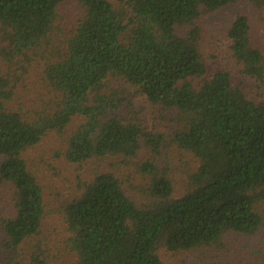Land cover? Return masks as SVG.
Returning <instances> with one entry per match:
<instances>
[{"label": "trees", "instance_id": "trees-1", "mask_svg": "<svg viewBox=\"0 0 264 264\" xmlns=\"http://www.w3.org/2000/svg\"><path fill=\"white\" fill-rule=\"evenodd\" d=\"M65 1L0 0V63L7 66H0V185L10 187L14 204L6 219L0 204L4 249L14 254L0 264H48L35 248L17 254L39 234L45 214L42 188L22 155L74 118L83 123L67 140L66 162L133 160L142 149L152 158L139 167L149 178L146 201L131 199L114 174L100 173L65 205L75 264H162L160 247L187 252L217 246L228 234H256L264 225V103L248 99L228 72L209 74L197 30L183 31L203 13L240 2L263 9L264 0H74L81 16L64 33ZM250 34L247 17L237 16L226 34L229 50L242 75L264 85V55ZM35 60L52 107L28 120L9 104ZM114 80L176 112L171 144L199 163L182 196L174 198L154 163L164 137L124 117L109 87Z\"/></svg>", "mask_w": 264, "mask_h": 264}, {"label": "rangeland", "instance_id": "rangeland-1", "mask_svg": "<svg viewBox=\"0 0 264 264\" xmlns=\"http://www.w3.org/2000/svg\"><path fill=\"white\" fill-rule=\"evenodd\" d=\"M64 19V33L81 16L79 5L74 0H66L60 9ZM243 15L249 20L251 41L264 55V8L256 9L248 3L240 2L215 13H203L184 33L196 29L199 49L205 58L207 72H228L233 83L243 90L255 103H264V85L244 77L242 68L234 60L227 40V31L236 17ZM2 71L7 66L0 63ZM27 72L14 89V96L9 104L13 111H21L28 120H33L40 113L51 110L53 95L43 79L39 60L27 67ZM120 99L124 117L137 118L145 133L162 135L165 139L160 157L154 161L156 166L171 180L174 198L182 196L188 188V178L199 167L198 161L191 155L178 150L171 144L170 136L177 129L176 112H166L152 105L140 91L120 81H111ZM83 119L74 118L68 129L61 134L47 133L40 143L22 155L30 173L36 178L43 191L45 214L39 234L25 242L18 250L19 256L28 254L35 248L48 264H75L76 256L68 248L69 232L63 215L65 205L75 198L82 185L100 173H112L122 182L125 193L135 201H146L144 192L148 188L149 178L139 172V167L152 160L147 149H142L137 158L126 160L120 157L90 160L84 164L66 162L64 153L66 143ZM149 158V159H148ZM3 218L14 215L12 190L0 185ZM264 215V204L260 206ZM5 237L0 230V262L12 259V254L5 250ZM162 264H264V225L253 236L228 234L221 243L214 247L201 248L187 252H169L164 247L158 249ZM23 257L17 258L18 260Z\"/></svg>", "mask_w": 264, "mask_h": 264}]
</instances>
